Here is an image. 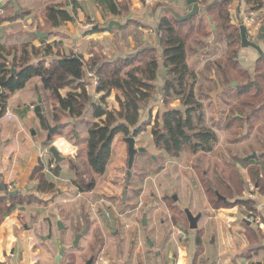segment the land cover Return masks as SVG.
<instances>
[{
    "label": "rangeland",
    "instance_id": "obj_1",
    "mask_svg": "<svg viewBox=\"0 0 264 264\" xmlns=\"http://www.w3.org/2000/svg\"><path fill=\"white\" fill-rule=\"evenodd\" d=\"M205 17L197 19L193 24H189L195 26L196 29L198 28V30L204 28V33L207 36H203L206 34H194L191 36L188 42V58H190L189 60L192 63L191 68L200 77L199 86L201 91L199 92L198 100L201 101L206 115L205 124L216 132L219 139L218 145L211 153L192 154V152L187 151L179 159H173L165 152L157 149L151 130L156 126L157 119L161 121V117L167 108H177L185 111L181 101L174 97L166 108L163 104L162 92L158 89L152 101L145 105L141 111V124L151 121L148 128H144L137 136H129L136 139L137 149H144V152L136 155L135 166L132 169L133 176L130 189L128 190L129 198L130 200L134 199V204L137 202L135 197L140 193L138 202L142 201L143 206L137 211L132 210L134 204H128L125 207L121 203L129 169L126 137L122 135L115 137L112 142L111 156L105 175L102 177L95 175L89 168L87 146L82 140V137L87 135L89 124L95 121L91 117V107L88 106L85 116L79 120H74L76 125L68 124L72 119H68L65 114L57 109L56 100L42 79L44 90L47 88L49 92V94L44 95L43 101L46 106L44 115L46 119L50 120V127L46 130L48 136L51 135L50 141H47V148L49 149L53 144H56L62 155L69 157L71 161L60 163L57 171L52 172V176L46 175L47 179H49L48 181L54 183V189L50 191L51 194L43 197V199L48 200L47 202H38L34 199L28 202L29 200L25 199V205L21 206L19 204H22V201L18 203L10 202V204H16L19 207H15L5 213L4 220L5 222H14L15 228L0 229V236L9 234L14 236L15 239L23 236L26 237L27 241L30 240V245L26 247V262L23 263L22 257L19 256L15 259V264H57L55 259L58 257L63 245L68 246V250L60 264H86L92 257L95 258L93 264H161V260H158L156 256L157 246L155 245L153 249L149 248L146 236L149 235L153 241H156L157 233L153 230V227L157 228V222L164 218V215H160V212L158 213V207L164 205L169 208L174 205L178 207L176 214H179L180 219L177 217H174V219L180 222L182 228L177 226L182 230L188 229V224L185 220V209H193L194 212L192 211V213L194 215L198 214L197 210H203L205 216L214 217L217 213L212 210L232 209L238 206L237 209L241 210V214L247 213L248 219L250 217L249 212H253V214L262 218V222L259 225L262 230H256L257 225H254V230L250 228V230L243 232L250 242L247 254L248 256H255V254L261 252L262 257H264V209L262 211L257 210L261 206H257V203L264 201V197L256 193L255 197L258 202H256L255 208L257 211L250 210L239 202L240 199L247 198L250 193V185L255 182L251 178L252 176L250 177L252 183H248L247 177L243 176L245 175L241 169L243 168L242 164H244L243 158H247L254 153L258 157L261 152V146L257 144L252 151L239 152L233 145L234 139L246 136L248 130L243 131L240 136L236 131H238L241 124L237 123L235 127L229 130L221 128L223 121L218 113L220 107L216 96L222 87L219 85L216 87L213 83L219 82L220 77L216 72L215 63L224 62L228 51L227 41L223 40L220 35H214L211 24L215 23L214 21L207 22V16ZM189 27L191 26H187L185 31ZM18 43L20 44L6 46L5 52L12 53L17 49L20 52L25 44L23 42ZM79 56L84 55L80 54ZM94 57L99 63H102V60H107L102 55L95 54ZM90 73L95 75V72ZM86 80L91 83L89 92L92 101L100 103L101 95L97 94L92 88L94 87L92 79ZM212 81L214 82L212 83ZM158 85H160V81ZM70 90L72 89L63 90L62 94L66 95ZM196 90L198 91V87ZM117 95V92H112L105 101L107 109L116 113L122 111L116 100ZM259 115L262 116L263 112H260ZM54 117H58L59 120L56 121ZM151 124L152 126H150ZM55 127L57 130L51 134L50 128ZM160 127L162 128V126ZM256 127H258L257 130L252 134L257 141H264V120H258ZM62 136L66 139L62 138ZM62 140L65 144L59 145L58 142ZM69 147L70 150H68ZM48 155L51 159L49 160V167L52 168L55 161L52 155L49 153ZM151 155L157 159V162L152 159ZM235 160L236 162L238 161L236 170L232 169L231 166V163H235ZM158 165H161V167ZM205 175L208 176L206 177ZM40 177L38 176L39 179ZM218 177L226 180H229L230 177L233 179V190L228 193L223 190L222 194L219 193L227 199L225 201L229 203L227 207L220 203L216 193L210 192V194H207L204 189V184L208 180L213 181V186L216 188ZM93 180L96 181L94 193L80 192L83 191L82 188H86ZM203 192L207 194L206 197H203ZM174 193L179 197V204L175 203L171 198ZM112 198L116 200L114 203H111ZM194 201H200V204L197 203L198 206L194 207ZM207 202L213 209H209ZM111 204L116 207V210H113L114 213L108 209ZM110 213H113L114 216L108 217ZM101 214L103 217H101ZM145 214L148 223L146 227L142 225V219ZM232 217L230 214L225 215L226 225L229 224L227 229L231 232L230 227L233 224L230 219ZM252 219L254 218L252 217ZM58 222H62L65 227L63 234L59 230ZM236 223L238 224L239 221ZM174 225L176 224L174 223ZM203 225L204 223H201L200 227ZM25 227L29 230L25 231ZM87 227L91 228L88 235L80 240L76 248L73 247L76 235L82 233ZM239 229L245 230V227L241 226ZM109 230L111 232L118 231L120 238L112 236L113 234H110ZM238 230H235L236 233H239L237 232ZM174 232L177 233L178 237H183L178 232V229ZM195 233L197 236L200 235L201 238L204 235L202 230ZM189 238L193 241L192 234H189ZM211 239L214 240V236L209 232L208 242ZM161 249L164 251V247H161ZM261 259L263 260V258ZM169 263L168 259L165 264ZM0 264H5L1 255Z\"/></svg>",
    "mask_w": 264,
    "mask_h": 264
},
{
    "label": "crops",
    "instance_id": "obj_2",
    "mask_svg": "<svg viewBox=\"0 0 264 264\" xmlns=\"http://www.w3.org/2000/svg\"><path fill=\"white\" fill-rule=\"evenodd\" d=\"M214 1L198 0L200 13L197 15V19H203L207 16V22L213 21L206 9L216 3ZM231 1L230 14L235 25H239L238 21H242L246 15H253L258 18L264 17V9L254 12L242 0ZM113 4L117 5L119 14L111 13ZM51 5L63 6L73 16V21L59 28H52L47 25L44 12ZM173 12L180 16L188 15L190 13L188 0H0V46L20 44L18 42H23L25 45L29 44L38 49L52 46L53 54L42 58L47 65L53 60L70 56L89 61L95 54L102 55L107 59L102 60V63L113 62L147 50H155L159 56L160 64L156 86L157 89L162 90L165 73L159 27L163 18L167 17L175 20ZM214 25L216 26V23ZM37 32L46 34L47 38L38 37ZM213 32L216 36L217 27ZM258 44L264 51V40ZM6 58L8 61H12L14 54ZM189 59H187V63L191 68L192 63ZM238 59L244 69L249 73H253L259 55L253 49L241 48ZM32 62L36 63V60L34 59ZM87 79L89 78L87 77ZM159 81L160 85H158ZM46 89L44 90L42 78H33L23 90L11 95L7 111L0 118V229L15 228L14 222H5L4 220L5 213L19 207L16 204L12 205V203L22 201V204L19 205H25V199L29 200L28 202L32 199L38 202H47L48 200L43 199V197L51 194L38 189L40 185L38 176L40 175L36 176L35 174L36 171L41 170V175L48 181L46 175L52 176V172H56L59 168V165H55V162L52 168L49 167V160L51 159L47 148L49 136L46 130L48 129L41 125L35 110L40 106L45 114L44 95L49 94L48 89ZM232 94V91L221 88L216 96L220 107L218 113L223 123L229 112L228 105L230 102L234 106L237 104V101L230 98ZM9 114L13 116L12 119L8 118ZM47 121L49 128L50 120L47 119ZM70 123L75 124L73 119L68 124ZM221 125V128L226 129L223 124ZM246 130H248V126H242L236 132L241 136L242 132ZM86 134L82 137L85 144L88 138V129ZM62 138L66 139L63 136ZM237 138L234 139L233 145L239 152L252 151L257 146V139L253 134L246 138ZM58 143L60 145L64 142L62 140ZM68 150H70V147ZM151 156L153 157V155ZM243 159L245 163L249 161L245 157ZM237 166L238 161L232 163L233 168L236 169ZM242 166L241 169L245 174L243 176L247 177L248 183H252L249 168L245 167L244 164ZM203 194V197L207 196L206 193L203 192ZM10 202L12 203L10 204ZM255 202H258L257 198ZM197 203L200 204V201L193 202L194 207L198 206ZM257 206L260 207L257 210L262 211L264 201L257 203ZM208 207L209 209L212 208L210 204ZM177 208L175 205L172 208L167 205L159 206L158 213L164 215V218L157 222V228L153 227V230L157 233L156 241H153L148 235L154 246L156 245L158 248L156 256L158 260H161V264H165L168 259L169 264H260L264 262L261 252L255 254V256H248L247 254L250 242L243 232L250 230V228L254 230L255 226L248 221L247 213H245L246 216L241 214V210L237 209L238 206L232 208L234 210L226 208L212 210L217 213L214 217H207L204 215L203 210H197L198 214H202L199 229L196 231L190 230L189 233L173 223L174 217L180 219L179 214H176ZM192 211L194 212L193 209H191ZM226 214L233 216L230 219L233 224L230 227L232 232L227 229L229 224L226 225L225 222ZM201 223H204L202 227H200ZM241 226L245 227V230H238ZM177 229L183 235L182 238L174 232ZM28 230L25 227V231ZM200 230L203 231L204 235L201 238L202 244L198 247L196 243L198 236L195 232H200ZM235 230H238L239 233H236ZM209 232L213 234L214 240L211 239L208 242ZM189 234H192L193 241L190 240ZM25 238L20 236L15 239L14 236L9 234L0 236V255L5 264H15L14 261L19 256L22 257L23 263L26 262V247L30 245V240L27 241ZM182 240L183 242H181ZM154 246L149 248L153 249ZM161 247H164V251ZM199 250L200 254L198 255Z\"/></svg>",
    "mask_w": 264,
    "mask_h": 264
},
{
    "label": "trees",
    "instance_id": "obj_3",
    "mask_svg": "<svg viewBox=\"0 0 264 264\" xmlns=\"http://www.w3.org/2000/svg\"><path fill=\"white\" fill-rule=\"evenodd\" d=\"M242 1L254 12L264 9V0ZM231 3V0L219 1L206 9L216 23V34L227 41L228 49L224 62L215 63L216 72L221 81L219 79L218 83L214 81L212 83L214 82L216 87L219 85L233 92L230 98L237 101V104L234 106L230 102L229 112L222 124L228 130L237 123L241 124L240 127L248 126L249 132L244 136L246 138L256 129L257 121L264 120V113L262 116L259 115L264 111V60L259 57L253 73H249L240 64L238 59L242 48L240 25L233 24L230 14ZM111 13L119 14L116 4L111 6ZM44 17L45 23L52 28H59L73 21V16L61 5L47 7ZM196 20L197 16L188 21H178L176 18L172 20L166 17L162 19L159 27L165 73L164 86L161 90L163 104L167 108L174 97L181 101L185 111L167 108L161 121L157 119L156 126L151 130L155 146L173 159H179L187 151L192 154L211 153L219 142L216 132L205 124L206 115L201 101L198 100L201 91L200 77L187 63L188 42L191 36L206 34L204 28L198 30L195 26L189 25ZM187 26L191 27L185 31ZM203 36L206 37L207 34ZM5 51L6 47L0 46V118L7 111L11 95L23 90L28 82L36 77L45 81L56 100L57 109L68 119H81L90 106L91 117L95 121L89 124L88 128L87 160L89 168L95 175L100 177L105 175L111 156L112 142L116 136L122 135L126 138L137 136L144 128H148L151 121L141 124L140 119L143 107L152 101L158 91L156 82L159 78L160 64L155 50H147L132 57L105 63H99L96 57H92L89 61L79 58L83 62L82 65L73 60L74 56L56 59L47 65L42 58L53 54L52 46L38 49L26 44L20 52L19 49L12 53ZM11 54H14V59L8 61L6 57ZM34 59L36 63L32 62ZM13 70H16L17 74L14 75ZM90 72H95L99 78V85L92 88L101 95L100 103H95L91 99L89 92L91 83L86 80ZM232 83L240 85L233 87ZM68 88L72 90L63 95L62 91ZM112 92L118 94L116 100L122 109L121 112L110 111L105 105L106 99ZM35 110L41 125L48 129V121L43 109L38 106ZM54 119L59 120L58 117ZM257 144L261 146L258 157L244 162V165L249 168V176L255 180L253 184L257 187V194L264 197V141H257ZM232 169L236 170L233 167ZM41 173V170H38L35 174ZM40 176L38 189L42 192L53 190L54 183ZM90 184L86 189L94 187V182ZM213 184V181L205 182L204 189L207 194L210 192L222 194L223 190L228 193L234 188L232 177L229 180L218 177L217 187L214 188ZM221 188L223 189L220 190ZM243 199L239 200L243 206L256 210L255 200ZM219 201L224 207L229 205L228 202L220 199ZM256 230H262V228ZM196 243L198 247L201 246L200 235Z\"/></svg>",
    "mask_w": 264,
    "mask_h": 264
},
{
    "label": "water",
    "instance_id": "obj_4",
    "mask_svg": "<svg viewBox=\"0 0 264 264\" xmlns=\"http://www.w3.org/2000/svg\"><path fill=\"white\" fill-rule=\"evenodd\" d=\"M219 1H224V0H215L214 2H219ZM188 7H189V10H190V13L186 16H180V15H177L176 13L173 12V15L175 16V18L179 21H188L192 18H194L195 16H197L199 13H200V4L198 2V0H188ZM210 19V18H209ZM212 29L213 31L216 30V26L213 24L212 25ZM240 32H241V47L243 49H253L255 50L259 57H261L263 60H264V51L262 50V48L259 46V44L257 43H252L250 42V40L248 39V36H247V28L246 26L242 25L240 26ZM36 35L38 37H41V38H47V35L44 34V33H40V32H37ZM264 40V27L262 28V31H261V35L259 37V42L263 41ZM73 60L77 61L80 65L83 64V62L77 58V57H74ZM13 74H17L16 70H13ZM233 86H238L237 83H233ZM55 130H57V128H50V133L52 134ZM51 135H49V139H50ZM125 142L128 144V155H129V161H128V180L130 182L131 180V177H132V169H133V166H134V163H135V158H136V154L138 152H142L144 151V149H140L138 150L136 148V139L134 137H129V138H126L125 139ZM48 153L50 155H52V157L54 158V161H55V165H60V163H66V162H69L71 159L68 158V157H64L61 153V151L58 149V147L56 146V144H53L51 147H49L48 149ZM257 157V154L254 153L253 155L249 156L246 158V160H250V159H253V158H256ZM216 195L217 197L222 200V201H227L226 198H224L223 196H221L218 192H216ZM178 196L177 194H174L173 197H172V200L177 203L178 202ZM185 215L187 216V219L190 223V230L191 231H196L198 230V222L200 221L202 215H198V216H195L191 210L189 209H185L184 211ZM147 216L144 215V219H143V225L144 226H147ZM60 225V229H63V226L61 223H59ZM88 232V229H86L83 233L81 234H78L77 237H76V240L74 242V246H77L80 239L86 235V233ZM147 237V242H148V245L149 247H153L154 246V243L152 242V240L150 239L149 236H146ZM67 248L64 247L61 249L58 257L56 258V263L57 264H60L61 261H62V258L66 252ZM95 261V258L92 257L88 262L87 264H93ZM11 264V263H9ZM260 264H264L263 263H260Z\"/></svg>",
    "mask_w": 264,
    "mask_h": 264
},
{
    "label": "built area",
    "instance_id": "obj_5",
    "mask_svg": "<svg viewBox=\"0 0 264 264\" xmlns=\"http://www.w3.org/2000/svg\"><path fill=\"white\" fill-rule=\"evenodd\" d=\"M238 24L241 26L242 25L246 26L247 36H248V39L250 40V42H252V43H258L259 42V37L261 35L262 28L264 27V17L258 18V17L253 16V15H246L243 17L242 21L241 20L238 21ZM88 78L92 79V84H93L94 88L99 85V78L96 75H94L93 73H89ZM8 118L12 119L13 116L9 114ZM256 193H257V187L254 184H251L250 185V193L247 196V199L255 200L256 199V197H255ZM249 216L250 217H249L248 221L254 225H257V228H259V225L262 222V218L260 216L253 214V212H249ZM251 216L254 219H252Z\"/></svg>",
    "mask_w": 264,
    "mask_h": 264
},
{
    "label": "flooded vegetation",
    "instance_id": "obj_6",
    "mask_svg": "<svg viewBox=\"0 0 264 264\" xmlns=\"http://www.w3.org/2000/svg\"><path fill=\"white\" fill-rule=\"evenodd\" d=\"M156 148H157V147H156ZM140 149H141V148H138V150H140ZM157 149H158V148H157ZM142 152H144V151H142ZM142 152H138V153H142ZM138 153H137V154H138ZM137 154H136V155H137ZM135 159H136V158H135ZM152 159H153L155 162H157V159H156L154 156L152 157ZM128 161H129V158H128ZM134 166H135V163H134ZM134 166H133V167H134ZM158 166L161 167V165H158ZM107 167H108V166H107ZM90 169H91V168H90ZM106 170H107V168H106ZM128 170H129V169H128ZM91 171L94 173V171H93L92 169H91ZM132 176H133V175H132ZM131 180H132V177H131ZM131 180H130V182H129V180H128V171H127V179H126V187H125L124 197H123L122 200H121L122 205L125 206V207H126L128 204H129V205H133V204H134V203H133V202H134V199L130 200V198H129V192H128V190L130 189ZM91 182H94V187H93L92 189H89V190L86 189V188H88V187L91 185V184H90ZM91 182L89 183L90 185L88 184V185L86 186V188H82L83 191H80V192H87L88 194H89V193H94V189L96 188V181L93 180V181H91ZM139 191H140V190H139ZM140 192H141V191H140ZM139 194H140V193H138V195L135 197V200H137V202L134 204V207H133V209H132L133 211H137V210H139V209L143 206V202H142V201H141V202H140V201L138 202V200L140 199V195H139ZM142 195H143V192H142ZM172 197H173V195L171 196V198H172ZM115 201H116V200H115L114 198L111 199V203H114ZM108 209H109L111 212H113V210H116V207H115L114 205L111 204V205L109 206ZM113 213H114V212H113ZM113 213L108 214V217L111 216V215L114 216ZM198 215H200V214H195V216H198ZM201 215H202V214H201ZM101 217H103L102 214H101ZM185 217H186L185 220H186V222H187V224H188V229H183V230H184L185 232L189 233V232H190V223H189V221H188L186 215H185ZM143 219H144V216H143ZM143 219H142V225H143ZM200 220H201V219H200ZM59 223L62 224L63 229H60V225H59ZM173 223H175V224H177L178 226L181 227L180 222H179L178 220L174 219V218H173ZM199 223H200V221L198 222V226H199ZM143 226H144V225H143ZM58 227H59V230L62 231V234H63L64 231H65V227H64L63 223H62V222H58ZM144 227H146V226H144ZM181 228H182V227H181ZM86 229H88V232L86 233V235H88V233H89V231H90L91 228H90V227H89V228L87 227ZM86 229H85V230H86ZM198 229H199V227H198ZM85 230H84V231H85ZM123 230H124V229H123ZM84 231H83V232H84ZM124 231H125V230H124ZM83 232H82V233H83ZM109 233H110V234H113L112 236H114V237H118V238H120V236H119V232H118V231H112V232H111V231L109 230ZM79 234H81V233H79ZM77 235H78V234H77ZM77 235H76V237H77ZM86 235H84L83 237H85ZM83 237H82V238H83ZM82 238H81V239H82ZM81 239H80V240H81ZM75 240H76V238H75ZM74 242H75V241H74ZM74 242H73V247L76 248L78 245H77V246H74ZM79 242H80V241H79ZM146 242H147V240H146ZM64 247L67 248L68 246H64V245H63L62 248H64ZM62 248H61V249H62ZM67 250H68V248H67ZM67 250H66L65 254L67 253ZM60 251H61V250H60ZM59 253H60V252H59ZM65 254H64V256H65ZM64 256H63V257H64ZM62 259H63V258H62ZM86 264H87V263H86Z\"/></svg>",
    "mask_w": 264,
    "mask_h": 264
}]
</instances>
